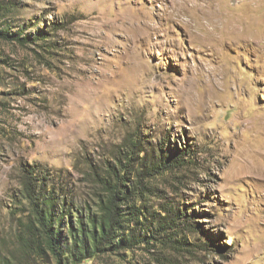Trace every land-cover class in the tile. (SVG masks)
Segmentation results:
<instances>
[{
  "label": "rangeland",
  "instance_id": "1",
  "mask_svg": "<svg viewBox=\"0 0 264 264\" xmlns=\"http://www.w3.org/2000/svg\"><path fill=\"white\" fill-rule=\"evenodd\" d=\"M1 2L10 33L46 34L0 40L1 263L40 264L20 245L22 165L56 205L94 209L114 161L189 146L182 167L142 170L147 206L203 211L194 229L82 264H264V0Z\"/></svg>",
  "mask_w": 264,
  "mask_h": 264
},
{
  "label": "trees",
  "instance_id": "2",
  "mask_svg": "<svg viewBox=\"0 0 264 264\" xmlns=\"http://www.w3.org/2000/svg\"><path fill=\"white\" fill-rule=\"evenodd\" d=\"M6 9L0 0V40L18 44L45 40V33H37L32 38L10 33L8 27L2 25ZM191 151L189 146H175L167 153L152 156L154 161L150 168L138 166L139 170L132 169V151L127 153L126 160L114 161L99 178L101 192L94 209L87 204L83 210L66 201L56 205L54 190L47 187L49 175L38 165H22L19 198L25 203L22 212L27 213V222L20 245L31 251L40 264L51 261L82 264L106 255L131 253L149 245L173 246L178 227L189 224L194 229L192 226L198 216L204 215L203 211L180 209L172 204L160 206L158 210L149 208V190L144 185L142 169H151L157 175L177 169L185 163V157L192 156ZM138 159L141 162L143 158ZM198 248L219 255L221 246L208 240Z\"/></svg>",
  "mask_w": 264,
  "mask_h": 264
}]
</instances>
